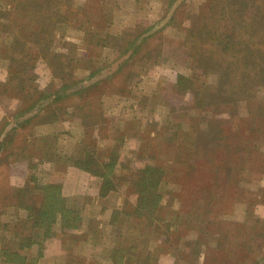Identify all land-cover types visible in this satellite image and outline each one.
<instances>
[{"label": "rangeland", "instance_id": "1", "mask_svg": "<svg viewBox=\"0 0 264 264\" xmlns=\"http://www.w3.org/2000/svg\"><path fill=\"white\" fill-rule=\"evenodd\" d=\"M0 264H264V0H0Z\"/></svg>", "mask_w": 264, "mask_h": 264}, {"label": "trees", "instance_id": "2", "mask_svg": "<svg viewBox=\"0 0 264 264\" xmlns=\"http://www.w3.org/2000/svg\"><path fill=\"white\" fill-rule=\"evenodd\" d=\"M0 256H1V253H0Z\"/></svg>", "mask_w": 264, "mask_h": 264}]
</instances>
